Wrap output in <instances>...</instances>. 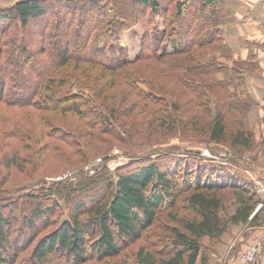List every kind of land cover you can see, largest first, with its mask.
<instances>
[{
	"label": "trees",
	"instance_id": "16d2710c",
	"mask_svg": "<svg viewBox=\"0 0 264 264\" xmlns=\"http://www.w3.org/2000/svg\"><path fill=\"white\" fill-rule=\"evenodd\" d=\"M131 1L133 5H137L144 11L131 23L123 14L126 6L120 0H19L9 8L0 7V102L10 107L35 106L36 111L46 113L45 109L38 105L40 101L43 105L41 107L49 108L45 103L50 100V103L56 104L55 101L58 98L59 104H66L63 107L68 109L65 110L66 114L77 115L78 113L85 123L88 120L91 121V118L97 121L96 123H102L105 119L113 128L112 131L117 132L122 138H128L127 136L132 135L133 123L125 119L124 122H118L116 115L119 114L120 118H124L121 111L124 110L125 100L118 101L114 96L104 95L100 101L99 95L104 93L105 86H94L88 74L81 71L84 68L75 70L72 62L79 61L110 73L126 71L130 67V71L122 75L130 79L128 85L139 89V99L146 102V105H142V101L131 103L127 110L132 108L137 110L141 107L138 110L144 112L148 105L158 103L154 100H162L164 104H159L161 107L156 110L172 111L166 115L167 119L162 116L156 123L161 122L172 132L179 127L177 124L180 123L183 133H197L201 135L200 137H205L204 139L208 138V142L212 144H227L231 151L238 154L260 147L258 144L261 143L255 144L254 133L246 125L233 130L229 128L226 117L228 109L234 113L237 110H251L253 106L259 105L248 89L246 73L251 64L247 65L240 61L241 59H236L226 39L227 26L236 21L232 2L230 0H177L173 15L165 18L166 8L162 0ZM164 1L168 6L172 4L169 0ZM208 10L210 12L206 14ZM56 13L57 22L48 19ZM185 13L189 17L184 22L182 16ZM161 18L165 19L166 28L162 31L159 29L157 32ZM41 20L49 24H38ZM92 20L94 21L91 25ZM183 22L185 34L184 39L180 40L178 39L179 24L182 25ZM208 22L214 24L206 32L207 40L199 42L198 37L204 33ZM136 24L147 27V34L144 35L140 51L134 59H131L129 46L121 43V35L134 28ZM200 29H202L201 33L197 32ZM218 33L220 35L218 44L212 52L218 51L223 59L227 58V61L236 64V66L230 65V69L220 66L218 57L216 59L204 56L209 52L206 54L195 52L198 45L213 46L216 41L210 37ZM62 39L65 40V45ZM165 40L172 44L171 50L162 47ZM47 53L50 54L51 59L57 58V60L51 62H47L46 59L41 60V56ZM194 55H197V61ZM153 59L165 64V68L172 74L171 83H178L185 92L188 90L196 96L195 103L192 102L194 97L188 100V103L192 102L191 105L195 106L190 107L195 110L194 114H188L178 107L175 102L177 97L175 91L155 87L153 79L156 78L153 75L162 76L164 73L162 69H150L148 72L132 69L136 65L147 64L145 62ZM242 65L245 66L244 72ZM71 67L74 69L72 72L67 69ZM178 71L185 73H178ZM193 74L210 76L212 81L210 83L203 80L195 82L197 80ZM94 78L98 80L96 76ZM145 83L151 85V90ZM204 84L210 91L215 88L224 90L225 98L215 97L216 102L210 104L213 107L216 106L214 111L208 110L210 108L206 105L211 102L210 98L207 101L204 100L209 91H205L203 98V93L195 87L196 85L203 87ZM155 90L161 95L154 97ZM110 99H112L111 102L107 101ZM166 103L170 105L168 108L165 106ZM242 106H248V108L245 109ZM209 113H212L213 117L204 121L207 115L210 116ZM103 114L110 118L106 119ZM39 117L44 119L43 126L53 124L52 126L56 127L57 122L47 119L53 116ZM158 125L160 127V124ZM163 126L159 130L155 128L156 131L160 133L164 129ZM21 128V126L16 128L14 136L20 141L34 142L36 126L33 125V129L28 133ZM103 129L101 127L92 129L93 136L103 134ZM38 130L43 134V130ZM4 137H7L6 133ZM189 138L187 140H192ZM215 146L210 147L213 155L217 153ZM160 152L164 156L166 151L159 150L156 153ZM6 164L8 168L22 165L15 160H7ZM173 164L175 167L171 168L166 167L169 164H161L157 159L144 161L130 157L128 166L119 168L112 177L105 166L98 172L97 177L89 178L85 182L71 183L68 186L57 183L58 186H49L46 190L42 189L38 191L40 193L31 195L33 201L38 200V197L42 198L43 192H46L48 196H55L57 203L55 202L45 210L48 213L47 218L62 212L59 208L61 202L68 205L69 216L61 222L57 231L41 239L30 260L34 261L33 264H51L49 260L52 255L62 256L64 253L66 256H73L72 260L87 261L86 237L90 236L93 238L91 248L94 256L96 255L100 260H109L111 264H117L112 259L118 258L124 247L135 244L144 237L155 224L157 214L167 201L166 199L170 200V206L173 208L179 197L183 195L181 190H177L178 184L173 178L179 175L181 165L184 171H188V168L183 166V162L179 159H175ZM131 165L133 167L129 168ZM207 165L211 169L216 168L214 165ZM167 170H170V173ZM222 173L224 177L221 181H225V185L228 182V188L252 189L253 183L247 182L243 176L229 171ZM201 176L202 174H199L196 177L194 185H188L185 196V203L194 216L191 219L182 220L181 230L180 227H173L168 233L170 241L167 246L168 252L163 256L140 247L135 254V264H207L208 260L206 256H203V242L206 239L218 241L227 232L229 225L259 223L260 213L264 210L257 212L253 217L252 215L256 212L258 205L263 202L260 194L252 190L251 195L243 197L237 195L238 205L235 212L228 219H223L225 186L219 179L204 181ZM103 188V191H98L96 194L97 189ZM79 192L85 196L92 193L94 198L90 199L89 207L81 201ZM1 202L5 203L0 199V206ZM36 205L38 209L33 210V217L41 219L39 209H42L43 204ZM12 225L10 218L4 214L3 210L0 211V264L21 263L18 259L13 263V258L17 255L15 252L17 247L12 245L11 241ZM33 225L27 222L28 228Z\"/></svg>",
	"mask_w": 264,
	"mask_h": 264
},
{
	"label": "rangeland",
	"instance_id": "374dc122",
	"mask_svg": "<svg viewBox=\"0 0 264 264\" xmlns=\"http://www.w3.org/2000/svg\"><path fill=\"white\" fill-rule=\"evenodd\" d=\"M18 1L19 0H0V7L9 8ZM120 1L126 6L125 13L123 14L126 16L129 23L137 19L143 11L137 5H133L131 0ZM169 1L172 2V4L168 6V4L162 0V4L166 8L165 18L173 15L175 1L177 0ZM55 9L58 11L57 7ZM159 12L161 13L162 9ZM209 12L210 10L206 11V14ZM56 15L57 13L48 19H53L57 22ZM182 17L185 22L189 16L185 13ZM93 21L94 20L91 21V25L93 24ZM164 21V18L159 20L160 24L157 32H159V29L162 31L166 28ZM184 22L182 25L179 24L180 35L178 39L180 40L184 39ZM47 23L48 22L45 20L38 22V24ZM213 24L214 23L212 22L207 23L204 33L198 37L199 42L207 40L206 32L211 29ZM72 30L74 31L75 29ZM201 30L202 29L197 32L201 33ZM146 34L147 27L145 28L142 25L136 24L134 28L125 31L121 35V43L124 46H129L131 59H134L140 51V43L142 46V40ZM220 34L222 33L220 32ZM219 36L218 33L217 35H212L210 37V39L214 38L216 41L213 46L206 45L205 47H202L198 45L195 48V52L199 54L201 52H205V54L209 52V54L204 56L214 57L216 59L218 57L219 65L226 66L227 69H230V65L232 66L233 64L236 66V64L227 61V58L226 60L225 58L223 59L220 52L215 50L212 52L213 48H216L218 44L217 40H219ZM226 39H228L227 31ZM62 43L64 45L66 44L64 39H62ZM162 47L166 48V50H171L172 44L165 40ZM70 53L72 54V51ZM194 56L197 61V55ZM40 59H46L47 62L57 60V58L51 59L49 53L44 54ZM239 59H241L240 61L244 62V64H251L250 69L246 73L247 77V74H253L255 77L264 78L261 74L263 70H261L262 68L259 66V59L253 55H250L246 59H242L241 57ZM72 63L75 70H81L80 68H84L81 71L88 74L91 83L93 82V85L95 84L94 86H105L106 89L104 88V93H102L101 96L99 95L100 101L104 95H107L108 97L114 96L118 101L125 100L124 110L121 111L124 118H120V115L116 114L117 120L118 122H124L125 119L126 121L133 123V128L131 130L132 135L127 136L129 139L125 137L122 138L117 132L112 131L113 128L105 119L102 123H96L97 121H94L93 118H91V121L88 120V122L85 123L81 120V115L78 113L77 115L74 113L66 114L65 110L68 109L63 108L66 104H59L58 98H56V104L50 103V100L45 103L49 108L41 107L43 105L40 101L38 105L40 108H44V112L46 113L36 111L37 109H35V106L28 108L10 107L0 102V199L5 202H1L0 211L3 210L4 214L10 218L11 223L13 224L11 241L12 245L14 244L17 247V250L15 251L17 252L16 256H19L13 258V263L18 259V261L21 260L22 264H33L34 261L30 260V258L33 255L35 247L40 243L41 239L57 231L58 227L61 226V222L69 216L68 205L61 202L59 203V208L62 212L53 217L47 218L48 213L45 210L55 202L57 203L55 196H48L46 192H43L44 194H41L43 195L42 198L38 197V200L33 201L31 200V195L34 193L36 195L40 193L38 191H41L42 189L46 190L49 186H58L57 183L66 184L68 186L71 183L76 184L80 181L85 182L89 178L97 177L98 172L105 166L108 168L112 177L113 173L119 168L128 166L130 157L134 160L142 159L144 161L157 159L161 164H169L166 167L171 168L175 167L173 161L179 159L183 162V166L185 165L186 168H188V171H184L181 165L178 171L179 175H175V178H173L178 184L177 190H181L183 193V195L179 197L176 206L172 208L169 203L170 200L167 198V201L157 214L155 224L145 233L144 237L135 244L124 247L119 257L112 259V261L117 264H135V254L140 247H145L147 250L163 256L168 252L167 246L170 244L168 233H170L173 227H180L182 220L191 219L194 216L185 203V196L187 194L188 185H194L196 183V177L199 174H202L201 178L204 181L208 179H219L221 184L225 186L226 189L224 191V196L226 197L225 212L222 213L223 219H228L229 216L235 212L238 205L237 195L241 197L251 195L253 194L252 190L254 193L255 191L258 193V182H264V97L262 91L259 92L257 90H252L258 98L257 102H259V105L253 106L251 110H237L234 113L230 112L229 109L226 111L229 128L234 130L239 126L246 125L248 129L254 133L255 144L263 143L262 145L258 144L260 147L256 150L238 154L231 151L227 144H212V142H208V138L204 139L205 137L202 138L200 137L201 135H198L197 133H183L182 124L180 125L179 122V124H177L179 127H176L173 132L167 129V127H164L161 122L156 123L162 116L167 119L166 115L170 114L172 111L156 110V108L161 107L159 104H164V101L162 100H154L158 103L148 105L146 107L147 110H144V112L138 110L141 107L137 110L134 108L127 110L128 107L131 106V103H140L142 101L141 104L146 105V102L139 99V89H135L128 85L130 79L123 77L122 75L124 72L130 71V67H128L129 69H126V71L123 70L118 73H110L103 71L100 68H93L88 64L79 63V61ZM145 63L147 64L142 63L141 65L134 66L132 69L135 71L144 70L145 72H148L150 69H162L164 71L162 76L153 75V77L156 78L153 79L155 87H163L164 90L175 91V95H177L175 102L178 107L184 109L188 114H194L195 110H192L190 107H195L191 105V103H195L196 96L188 90L185 92L182 86L178 83H171L172 74L165 68L164 63L158 62L154 59ZM241 67L244 72L245 66L242 65ZM67 69L70 72L74 70L72 67ZM221 70L224 71V69ZM178 73L184 74L185 72L178 71ZM95 76L98 80L94 78ZM193 76L196 78L195 80H197L195 82L203 80L206 83H210L212 81V77L210 76H197L196 74H193ZM254 82L255 85L261 84V82ZM145 84L148 89L151 90V85H148V83ZM195 87L198 91L203 93V98L205 91H209L206 93L204 99L207 101V99L210 98L209 100H211L210 103H205L210 108H206L208 110L214 111L216 109L215 105L214 107L213 105H210L216 102L215 97L225 98L223 93L224 90L221 88H215L210 91L206 85L203 87L196 85ZM182 91L185 94H183ZM154 92H156V90ZM156 95L161 94L156 92L153 96L156 97ZM192 97H194L193 101L188 103V100ZM112 99L107 101L111 102ZM165 106L168 108L170 105L169 103H166ZM242 107L245 109L248 108V106ZM113 112L115 111L113 110ZM42 115L53 116L47 117V119L57 122H54L57 124L56 127H53V124L50 122L47 123L52 125L46 124V126H43L44 119L39 117ZM209 115L210 116L207 115V117L204 118V121L213 117L212 113H209ZM107 116L108 115L105 116L106 119L110 118ZM158 124H160V127ZM33 125L36 126L38 132H34L36 137L33 139L34 142H29L28 140L20 141L14 136L17 127L21 126L22 131L28 133L33 129ZM162 126L164 129L158 133L156 129L159 130ZM99 127L102 129L104 128L102 131L103 134L93 136L92 129L94 130ZM38 129L41 131L43 130V134L40 133ZM133 130H135V132ZM5 133L7 134L6 138L4 137ZM184 135H187L190 137L189 139L192 140H187L188 137L185 138ZM214 146L217 148V153L215 155H213L211 151L210 156L204 155L206 149L210 150V147ZM159 150H163V152L166 151L164 156H162L163 154L161 152L159 154L156 153ZM107 156L109 157L108 160L105 159ZM7 160L19 161L22 165H14L11 168H8L6 164ZM207 164L214 165L216 168L211 169L210 167H207ZM130 167H133V165L129 166V168ZM222 170L243 176L247 182L253 183L252 189L246 187H237L234 189L228 188V182L227 185H225V181H221L224 177L222 172H225ZM167 171L170 173V170ZM103 190L104 188L97 189L96 194H98V191ZM77 194L78 192L76 195ZM91 194L92 193L85 196L81 195L79 192L81 201L88 207L90 206V199L94 198ZM22 199H24V201H22ZM39 203L43 204L42 209H39L41 219L33 217V210L38 209V205L36 204ZM261 210H264V208ZM28 221L30 225L34 224L31 228L27 227ZM92 240V237H86L87 253L85 255L88 257L87 261H83L82 259L72 260L73 256H66V254L62 253V256L52 255L49 262H51V264H111V261L109 260H100L96 255L94 256L91 248ZM94 240H96V238ZM258 242H262V244L264 242V211H261L260 221L255 225L249 223L238 224L236 226L229 225L227 232H225L218 241L213 242L210 239H206L203 242V256H206L208 260L207 264H241L239 258L242 254L252 245L259 244Z\"/></svg>",
	"mask_w": 264,
	"mask_h": 264
},
{
	"label": "crops",
	"instance_id": "0c3cea01",
	"mask_svg": "<svg viewBox=\"0 0 264 264\" xmlns=\"http://www.w3.org/2000/svg\"><path fill=\"white\" fill-rule=\"evenodd\" d=\"M230 1L234 6L236 21L229 24L226 31L228 42L235 56L237 55L235 58L246 59L250 55L255 56L259 59V66L263 70L261 74L264 76V0ZM141 47L140 43L139 49ZM247 75L250 77H247L249 92L257 101L258 98L252 90L262 91L264 97V78ZM254 81L261 84L255 85Z\"/></svg>",
	"mask_w": 264,
	"mask_h": 264
},
{
	"label": "built area",
	"instance_id": "2783aa9c",
	"mask_svg": "<svg viewBox=\"0 0 264 264\" xmlns=\"http://www.w3.org/2000/svg\"><path fill=\"white\" fill-rule=\"evenodd\" d=\"M204 155L210 156V150L206 149L204 151ZM257 184V183H256ZM258 193L263 199V202L258 205L256 208V212H259L262 208H264V182H258ZM254 214V215H255ZM252 215V217L254 216ZM251 217V218H252ZM259 244L252 245L248 250H246L242 256L240 257L241 264L249 263V264H264V242H258Z\"/></svg>",
	"mask_w": 264,
	"mask_h": 264
},
{
	"label": "water",
	"instance_id": "95a60500",
	"mask_svg": "<svg viewBox=\"0 0 264 264\" xmlns=\"http://www.w3.org/2000/svg\"><path fill=\"white\" fill-rule=\"evenodd\" d=\"M105 159H106V160H108V159H109V157L107 156V157H105Z\"/></svg>",
	"mask_w": 264,
	"mask_h": 264
}]
</instances>
